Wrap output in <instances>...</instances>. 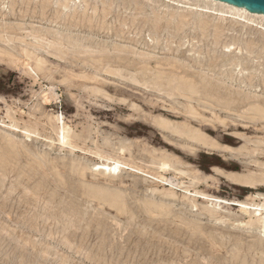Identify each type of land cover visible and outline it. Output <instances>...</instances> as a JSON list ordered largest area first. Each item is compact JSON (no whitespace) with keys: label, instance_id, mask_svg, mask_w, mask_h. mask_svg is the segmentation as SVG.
<instances>
[{"label":"rangeland","instance_id":"rangeland-1","mask_svg":"<svg viewBox=\"0 0 264 264\" xmlns=\"http://www.w3.org/2000/svg\"><path fill=\"white\" fill-rule=\"evenodd\" d=\"M211 1L0 0V120L35 133L0 125V264H264L256 216L192 197L264 202V17ZM120 147L189 193L99 170Z\"/></svg>","mask_w":264,"mask_h":264},{"label":"bare ground","instance_id":"bare-ground-1","mask_svg":"<svg viewBox=\"0 0 264 264\" xmlns=\"http://www.w3.org/2000/svg\"><path fill=\"white\" fill-rule=\"evenodd\" d=\"M205 1H208V0H205ZM211 2H215V1H211ZM225 6L236 10L238 12V14L241 13V16H243V17H244V15H249L251 17H264V14H252V13H249L244 8H237V7L228 5V4H226ZM49 90H50V92L46 93V96L49 95V97H46V100L47 99L49 100L50 97H52V96L54 97L56 95L53 88H50ZM57 120H58L59 124H62L59 126V130H58L59 142L62 144L63 147L66 145L74 146L71 143V139L69 137V136H71V135H69L70 134L69 128L66 127V125L64 124V122L61 120L60 117H57ZM0 125L7 127V128H11L16 132H20L27 138H31L35 135V133H33L29 128L20 127L17 124L7 123L6 121H3V120H0ZM161 126L167 128L168 130L174 131V132H183L184 130H186L188 128H192V127L198 131H201L202 129H204V130L207 129V127H205L204 125H199V127H196V126H193L191 124H187L186 126H184L185 128L181 127V125L174 126L171 123V120L168 118H162ZM76 148H79V146L76 145V143H75V149ZM125 151H126L125 147H120L118 149V151H116L115 154H107V152L104 149H103V151L99 150V152L96 154L100 158H102L103 161L97 164L98 169L99 170L103 169V170H106L109 172H116V171L120 170L121 167L128 166L129 169L137 171L139 173H143V174L151 177L156 182H161L165 185H169L170 187L179 186L183 190V192L189 193V191H190L189 186L185 185V186L181 187V185L185 184V183L183 181H181L180 179H178V177H187L189 175V172L185 168L184 164L181 162V159L174 160L172 158V156L161 157L160 159L155 157V159H153L152 163L156 167L149 168V170H147L146 168H144L142 166L133 165L129 162H125V161L120 160L121 155L124 154ZM176 161L180 162V164ZM170 170H172L174 172V176H167V172ZM106 171H102V172L106 173ZM240 182L243 185L250 186L252 188H258L259 186L264 187V171L260 172V173L251 172L247 177H243L242 179H240ZM257 193L258 194L255 195L254 198L257 197L259 199L260 198L264 199V193H261V192H257ZM192 194H193V196H192L193 198H202L204 200H211V202H214L216 204H222L223 203L226 205L237 206L241 211L248 212V213H251L254 216H256L257 217L256 219L258 221L256 223H260V225L262 224V227H264V202L263 203H256V202H247V201H240V200H225V199H221L218 197H213V196H211V195H209L203 191H199L197 189L194 192H192Z\"/></svg>","mask_w":264,"mask_h":264},{"label":"water","instance_id":"water-1","mask_svg":"<svg viewBox=\"0 0 264 264\" xmlns=\"http://www.w3.org/2000/svg\"><path fill=\"white\" fill-rule=\"evenodd\" d=\"M228 5L244 8L252 14H264V0H214Z\"/></svg>","mask_w":264,"mask_h":264}]
</instances>
